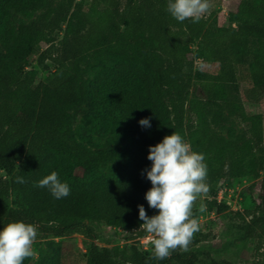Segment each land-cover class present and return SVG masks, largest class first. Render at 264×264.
<instances>
[{"label": "trees", "instance_id": "1", "mask_svg": "<svg viewBox=\"0 0 264 264\" xmlns=\"http://www.w3.org/2000/svg\"><path fill=\"white\" fill-rule=\"evenodd\" d=\"M167 3L68 0L52 6L49 0H0L5 52L0 64V230L23 221L37 226L35 241L79 234L88 241L86 264H232L201 248L210 240L201 231L187 251L178 248L164 260L154 258L153 246L144 250L140 245L148 233L140 228L138 206L144 205L149 217L158 214L145 199L152 187L144 171L152 166L149 146L178 132L205 156L206 209L227 215L241 240L256 238L252 264H264V178L253 209L234 211L217 200L221 182L236 178L242 164H254L256 151L262 150L263 118L247 116L241 88L248 69V79L264 96V0H241L230 13V25L220 28L209 27L206 16L198 23L178 22ZM12 12L39 15L16 28ZM34 57L44 70L48 62L56 67L38 83ZM197 60L217 64V79L210 80ZM92 61L102 67L90 79ZM88 99L119 136L116 158L88 149L73 135L70 111ZM224 110L246 124L237 140L210 135L209 117L217 122ZM144 118H150V128L140 125ZM76 168L88 175H76ZM53 171L69 184V196L56 199L47 187L36 186ZM17 177L25 183H17ZM193 216L198 219L199 211ZM95 224L120 228L130 234V243L101 248ZM40 264H64L61 244L49 243Z\"/></svg>", "mask_w": 264, "mask_h": 264}, {"label": "rangeland", "instance_id": "2", "mask_svg": "<svg viewBox=\"0 0 264 264\" xmlns=\"http://www.w3.org/2000/svg\"><path fill=\"white\" fill-rule=\"evenodd\" d=\"M80 0H76L79 2ZM52 6H58L68 0H49ZM241 0H211L209 1V11L203 16L208 18L209 27L220 28L230 25L229 16L231 12H236ZM39 13H33V18L12 12V19L16 28L22 24H28L33 21ZM62 35L59 37L61 39ZM42 49L47 45L43 43ZM51 48L56 51L59 43L55 42ZM4 50L0 48V64L3 61ZM37 57L31 61V67L36 68L39 73L37 83L43 81L48 75L55 72L56 67L48 62V69H42L37 63ZM90 59V58H89ZM93 62V61H92ZM200 63L196 65H200ZM86 63L84 64V66ZM93 68L89 72V78L92 79L101 69L102 65L93 62ZM201 69L208 72L210 80H216L219 67L215 63L202 62ZM1 69V65H0ZM246 78L242 82L241 103L247 116L260 115L263 118V142L262 150L256 151V160L254 164L244 163L240 166L239 175L230 181H222L219 189H223V202H226L232 210L245 211L253 209L258 195L259 181L264 178V96L260 89L248 79V69L244 70ZM71 124L75 139L88 149L93 151H104L116 158L120 152L121 145L119 136L107 124L103 123L92 101L86 100L78 108L70 111ZM210 135H214L224 141H234L239 139L245 129L246 124L240 118L231 115L229 111L224 110L217 122H213V117H209ZM75 174L81 177L88 175V172L82 168H76ZM204 204V196L199 197L194 206L193 213L199 211L201 204ZM199 231L210 234V240L203 243L201 248L208 250L212 256L221 261L226 260L232 264H252L253 253L257 245V239L241 240L237 231L229 224L227 215H217L209 212L199 211L198 216ZM98 231L97 244L103 247L123 248L130 242L126 238L129 233L122 231L118 227L108 226L106 224H95ZM60 243L64 252V264H86L85 257L87 253L88 241L79 234H70L63 238L50 237L45 240L34 241L32 247L34 255L26 259L25 264H40L47 253L49 243ZM84 255V256H83Z\"/></svg>", "mask_w": 264, "mask_h": 264}, {"label": "clouds", "instance_id": "3", "mask_svg": "<svg viewBox=\"0 0 264 264\" xmlns=\"http://www.w3.org/2000/svg\"><path fill=\"white\" fill-rule=\"evenodd\" d=\"M210 8L209 0H168L167 11L178 21L190 19L198 23ZM142 127H151L150 118L139 121ZM148 160L152 161L147 179L152 187L146 192L148 206L158 214L148 216L144 205H139L140 228L150 235L154 258H170L172 251H187L199 221L193 216L196 200L208 192L205 156L192 150L178 132L167 135L155 146H149ZM17 183H25L17 177ZM36 186L47 187L52 196L62 199L70 195V186L59 179L56 171L39 180ZM206 210L203 203L200 212ZM37 226L23 221L8 222L0 230V264H23L34 255L33 243Z\"/></svg>", "mask_w": 264, "mask_h": 264}, {"label": "built area", "instance_id": "4", "mask_svg": "<svg viewBox=\"0 0 264 264\" xmlns=\"http://www.w3.org/2000/svg\"><path fill=\"white\" fill-rule=\"evenodd\" d=\"M200 63V60H197L196 64ZM222 193H223V189H220L219 192H218V196H217V200L218 202H222L223 200V197H222ZM150 235L147 234L145 237L141 238L139 240L140 242V245L141 247L144 249V250H147L149 249L152 245H151V242H150Z\"/></svg>", "mask_w": 264, "mask_h": 264}]
</instances>
